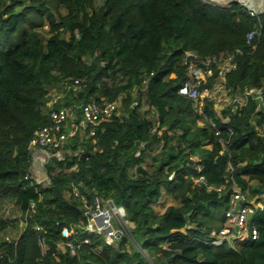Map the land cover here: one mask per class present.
Here are the masks:
<instances>
[{"label":"trees","instance_id":"obj_1","mask_svg":"<svg viewBox=\"0 0 264 264\" xmlns=\"http://www.w3.org/2000/svg\"><path fill=\"white\" fill-rule=\"evenodd\" d=\"M230 1L262 9V0ZM186 52L234 55L223 86L230 94L259 89L263 105L250 98L218 113L203 99L198 114L179 94L189 80ZM195 70L199 91L213 89L217 66L210 77L202 65ZM75 79L84 81L77 93L67 89ZM53 89L60 97L52 108H72L71 124H79L84 105L109 99L119 106L95 136L79 131L63 159L50 158V182L40 186L28 144L51 125ZM198 167L222 192L194 183ZM234 185L263 203L251 206L248 221L259 238L208 246L226 224ZM164 191L175 206L157 213ZM0 197L24 214L35 204L17 240H2L9 224L0 219V264H264V12L251 17L240 4L202 0H0ZM95 198L125 208L136 244L124 237L110 247L83 229ZM78 226L74 237L64 236ZM68 244L79 247L72 253Z\"/></svg>","mask_w":264,"mask_h":264},{"label":"built area","instance_id":"obj_2","mask_svg":"<svg viewBox=\"0 0 264 264\" xmlns=\"http://www.w3.org/2000/svg\"><path fill=\"white\" fill-rule=\"evenodd\" d=\"M230 3V2H229ZM244 7L251 17H258L264 12L261 8L247 7L246 5L238 2ZM256 32H251L246 36L248 46H252V42ZM234 55L225 54L220 57H208L205 59L199 58L194 52H186L184 64L189 68V80L180 89L179 94L188 98L193 102V107L196 112L202 114L203 99H210L215 103L225 101L224 108L241 109L247 105L250 98L258 100L260 106L263 105L262 91L255 88H247L244 91H237L230 94L231 89H226L223 86L225 83V76L230 72L235 65L233 64ZM218 68L219 80L214 87L223 96L222 99H215L211 96L212 89H204L202 92L199 88L202 84V77L196 73L195 68L198 65L206 67L205 75L210 77L212 72L210 67L212 65ZM84 87V81L75 79L71 80L67 89L73 93L79 92ZM210 91V92H209ZM56 103V102H55ZM55 103H49L51 125L42 127L36 130L28 144L34 162H39L40 165L45 166L51 157H58V154L65 150L68 140L74 137L79 131H89L90 136H95V127L99 126L102 122L109 121L116 114L119 103L116 100L102 99L100 104L94 102L82 107V119L79 124H71L75 117V112L72 108H62L55 110L52 106ZM137 103H135L136 105ZM91 126V127H90ZM214 127V125H213ZM39 154V156H37ZM141 151H137L136 157H140ZM37 156V157H36ZM29 176L26 180L29 181ZM171 178V177H170ZM194 183L201 187H205L208 191L222 192L224 187L216 188L210 186L202 174V168L198 167L197 175L194 178ZM35 184H39L38 182ZM251 206L254 207L252 202L248 199L247 194L243 193L235 185L233 186V193L231 195L229 208L225 212L226 224L219 233H213L214 239L207 243L208 246H221L223 243L228 242L234 245L236 242L257 241L259 233L256 228L249 229L248 221L251 212ZM258 208V207H256ZM259 208H263L260 205ZM35 204L32 203L25 213V226L27 219L34 212ZM78 227H67L64 232L66 238L74 237L77 234ZM83 229L90 234L102 236L105 244L110 247H118V243L122 238L129 239L132 243L136 244L130 232V221L127 212L123 206L116 205L112 200L102 201L95 198L93 201V210L88 218V223L83 226ZM36 231L45 234L46 231L42 226H36ZM40 245L44 248V238H39ZM84 243H88L85 240ZM72 253H75L79 246L68 244Z\"/></svg>","mask_w":264,"mask_h":264},{"label":"rangeland","instance_id":"obj_3","mask_svg":"<svg viewBox=\"0 0 264 264\" xmlns=\"http://www.w3.org/2000/svg\"><path fill=\"white\" fill-rule=\"evenodd\" d=\"M100 1V0H98ZM213 1L215 3H218L220 5H223L225 7H227L231 2L230 0H210ZM261 1V0H258ZM262 2V10H264V0L261 1ZM242 4H244L243 2H241ZM245 5V4H244ZM64 13V12H63ZM48 28H45L43 30H41V33L43 35V39L46 41V39L48 38ZM219 80H216V84ZM215 84V85H216ZM210 92V91H209ZM211 96H213L215 99H222L223 96H221V93L218 92L215 88H213L210 92ZM49 97H50V102L49 103H55L59 97H60V93L58 92V90L53 89L51 90V92L49 93ZM225 101H222L221 103H215V109L216 111L219 113H221L223 111ZM135 105V104H134ZM142 105H143V110H145L148 113L149 118H156V111L153 107H150L148 105H146L145 100H142ZM118 116H120V113L118 112L117 114ZM67 152L63 151L60 155H58L59 159H63L65 157ZM37 156H39V154H37ZM36 156V157H37ZM35 169L31 170V177L33 179L34 182H38L40 186H45L47 185L50 180L47 174V171L45 169V166L40 165L39 162L35 163ZM11 199V198H10ZM258 198L255 199H251L250 201L252 202V204L254 205V208L259 207L260 205H263L262 202H260V200L257 201ZM174 200L172 199V197L166 192H163L162 198L160 200V202L155 205V210L157 211V213H162L164 212L168 207H170V205L174 204ZM4 211L3 213L5 215H7V218L10 219L11 223L14 224V222H17V224L11 225L10 229L6 230V232L4 233V241H12L14 239H16L24 230L25 228V221L23 218V215L20 213V210L18 209V207H16V205L14 204L13 200H6V199H2L0 198V211Z\"/></svg>","mask_w":264,"mask_h":264},{"label":"crops","instance_id":"obj_4","mask_svg":"<svg viewBox=\"0 0 264 264\" xmlns=\"http://www.w3.org/2000/svg\"><path fill=\"white\" fill-rule=\"evenodd\" d=\"M202 125V124H201ZM63 152V151H62ZM62 152H60L58 155H60ZM35 163L36 162H34V164H33V166H32V169L31 170H33V169H35L36 167V165H35ZM1 198V197H0ZM2 199H6V200H13L14 201V204L16 205V207H18V209L20 210V213L23 215L24 213L22 212V210L20 209V207L15 203V200L14 199H10V198H2ZM170 206H175V203L174 204H172V205H170ZM4 211L2 210V211H0V219H2V220H4V221H6V222H8V224H9V227H8V229H10V226L11 225H14V224H17V222H14V224L13 223H11V221H10V219L9 218H7V215H5L4 213H3ZM163 213V212H162ZM23 218H24V221H25V214L23 215ZM7 229V230H8ZM21 235V234H20ZM19 235V236H20ZM19 236L16 238V239H14V240H17L18 238H19ZM5 236H4V234L2 235V240H3V238H4Z\"/></svg>","mask_w":264,"mask_h":264},{"label":"water","instance_id":"obj_5","mask_svg":"<svg viewBox=\"0 0 264 264\" xmlns=\"http://www.w3.org/2000/svg\"><path fill=\"white\" fill-rule=\"evenodd\" d=\"M202 1H203L204 3H206V4H210V5H213V6H216V7L226 8L225 6L220 5V4L215 3V2H213V1H210V0H202ZM234 3H238V2H234V1H232V2H230V4H229L227 7H229L231 4H234ZM185 220L188 221V216L186 217Z\"/></svg>","mask_w":264,"mask_h":264},{"label":"bare ground","instance_id":"obj_6","mask_svg":"<svg viewBox=\"0 0 264 264\" xmlns=\"http://www.w3.org/2000/svg\"><path fill=\"white\" fill-rule=\"evenodd\" d=\"M232 2V1H231ZM234 2H239V1H234ZM241 3V2H240Z\"/></svg>","mask_w":264,"mask_h":264}]
</instances>
